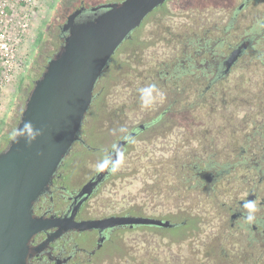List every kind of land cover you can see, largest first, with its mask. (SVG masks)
Listing matches in <instances>:
<instances>
[{
	"label": "flooded vegetation",
	"instance_id": "af4514ba",
	"mask_svg": "<svg viewBox=\"0 0 264 264\" xmlns=\"http://www.w3.org/2000/svg\"><path fill=\"white\" fill-rule=\"evenodd\" d=\"M123 1L53 0L16 91L26 84L27 99L72 14ZM149 84L159 94L145 108ZM77 134L33 205L60 223L30 239L27 264H264V0L156 6L108 60ZM114 143L120 170L97 173Z\"/></svg>",
	"mask_w": 264,
	"mask_h": 264
},
{
	"label": "water",
	"instance_id": "95a60500",
	"mask_svg": "<svg viewBox=\"0 0 264 264\" xmlns=\"http://www.w3.org/2000/svg\"><path fill=\"white\" fill-rule=\"evenodd\" d=\"M164 1L124 0L81 23L73 21L77 12L70 16L66 42L29 92L16 126L31 120L46 129L45 135L31 147L11 138L0 151V264H27L30 239L59 225L57 219L35 216L34 202L48 189L77 139L94 86L108 60L143 18Z\"/></svg>",
	"mask_w": 264,
	"mask_h": 264
},
{
	"label": "rangeland",
	"instance_id": "374dc122",
	"mask_svg": "<svg viewBox=\"0 0 264 264\" xmlns=\"http://www.w3.org/2000/svg\"><path fill=\"white\" fill-rule=\"evenodd\" d=\"M10 2L15 9L12 12V39L18 38V33L22 28L21 25L25 21L28 23L24 39L18 44L22 54H27V57H23V60H21V66L24 69L29 60L38 28L44 21L46 14H48L53 0H10ZM16 83L6 87L8 93L4 92L0 95V148L3 147L4 140L12 133V130L16 128L26 102L27 85L24 84L22 89L17 92Z\"/></svg>",
	"mask_w": 264,
	"mask_h": 264
},
{
	"label": "clouds",
	"instance_id": "9594fccd",
	"mask_svg": "<svg viewBox=\"0 0 264 264\" xmlns=\"http://www.w3.org/2000/svg\"><path fill=\"white\" fill-rule=\"evenodd\" d=\"M139 101L141 105L148 108L154 102L156 95L159 94L156 85L149 84L138 89ZM46 129L44 127H37L33 121L24 120L22 122V127L19 126L12 130V139L16 143H20L22 140L26 146L31 147L32 144L39 138L45 135ZM118 131L123 134L122 139L125 142H135L127 132V129L121 127ZM105 154L100 159L94 170L97 173L107 172L109 174H116L121 165L124 162L125 154L120 144L114 143L110 150L105 149ZM42 154V153H41ZM258 211L257 201L254 200H244L240 207L241 217L243 221L247 224H254L256 221V212Z\"/></svg>",
	"mask_w": 264,
	"mask_h": 264
},
{
	"label": "built area",
	"instance_id": "2783aa9c",
	"mask_svg": "<svg viewBox=\"0 0 264 264\" xmlns=\"http://www.w3.org/2000/svg\"><path fill=\"white\" fill-rule=\"evenodd\" d=\"M14 10L10 0H0V95L4 92L8 93L6 87L17 82L23 69L21 60L27 57V54H22L18 44L24 39L28 23L25 21L21 25L18 38L12 39L11 26Z\"/></svg>",
	"mask_w": 264,
	"mask_h": 264
},
{
	"label": "trees",
	"instance_id": "16d2710c",
	"mask_svg": "<svg viewBox=\"0 0 264 264\" xmlns=\"http://www.w3.org/2000/svg\"><path fill=\"white\" fill-rule=\"evenodd\" d=\"M12 138V135L10 134L5 140H4V145H3V147L2 148H0V151L2 150V149H4L6 146H7V144L9 143V141H10V139Z\"/></svg>",
	"mask_w": 264,
	"mask_h": 264
}]
</instances>
